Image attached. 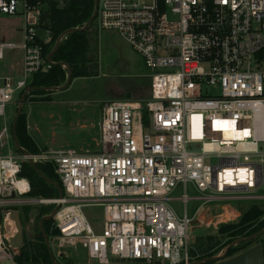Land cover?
Here are the masks:
<instances>
[{
    "label": "built area",
    "instance_id": "obj_1",
    "mask_svg": "<svg viewBox=\"0 0 264 264\" xmlns=\"http://www.w3.org/2000/svg\"><path fill=\"white\" fill-rule=\"evenodd\" d=\"M40 1L0 0V12L28 13ZM97 2L99 28L118 32L150 70V97L104 104L97 152L0 154V263L15 260L12 215L40 205L55 207L59 245L79 246L99 264H194L189 233L202 207L247 201L264 209V0ZM50 42L27 25L22 43H0V60L6 49L23 53L19 79L0 76V116L56 64L44 52ZM24 163H52L63 194L26 198ZM87 207L103 208L100 229Z\"/></svg>",
    "mask_w": 264,
    "mask_h": 264
},
{
    "label": "rangeland",
    "instance_id": "obj_2",
    "mask_svg": "<svg viewBox=\"0 0 264 264\" xmlns=\"http://www.w3.org/2000/svg\"><path fill=\"white\" fill-rule=\"evenodd\" d=\"M67 1L41 0L33 3L32 10L28 13H24L23 10L15 15L0 12V43H22L27 25L39 28L41 35L48 32L53 42L49 20L51 5L56 2L57 6L62 8ZM88 39L89 56L92 58L91 66L94 67L96 74L89 77H72L66 89L57 91L54 88L67 85L70 74L68 68H64L61 64L65 78L58 85L39 89L31 88L27 94L16 92L13 100L6 105L5 116H0V132L5 127L8 129L1 141V155L22 152L15 144L12 131L24 94L26 97L19 117L25 126L26 134L32 139L37 149L32 151L34 154L69 148L80 153L97 152L100 146L99 125L104 104L110 100L146 101L149 99L150 70L143 58L118 32L100 29L94 21L88 28ZM22 59V51L4 50V58L0 60V76L14 77L17 81L22 74ZM31 83L33 85V81ZM144 114L148 119L146 110ZM50 165L52 166V163ZM188 192L197 194L192 185L189 186ZM53 193V190L49 188L47 195ZM25 197L36 196L29 194ZM172 204L181 212L183 206L181 202L175 201ZM198 204L194 201L189 202L187 206L190 214L194 212ZM254 206L262 211L260 221H264V209L247 201L213 203L202 207L197 219L192 222L189 233L190 255L195 260L194 264H215L206 259L220 258L230 244L244 238L241 234H231L232 229L228 230V228H237L246 213ZM54 208L40 205L21 207L20 221L24 241H37V237L42 234L50 255L51 252L53 253L55 264H99L90 259L86 251L79 246L59 245L56 231L52 228V219L42 221L44 213H51ZM84 210L89 222L100 229L103 208L87 207ZM46 231L50 233V236L47 235L49 246L46 242ZM256 243H262L264 247V233L249 247ZM243 247L245 243L238 242L230 248L228 257L249 248ZM0 264L17 263L14 260Z\"/></svg>",
    "mask_w": 264,
    "mask_h": 264
},
{
    "label": "trees",
    "instance_id": "obj_3",
    "mask_svg": "<svg viewBox=\"0 0 264 264\" xmlns=\"http://www.w3.org/2000/svg\"><path fill=\"white\" fill-rule=\"evenodd\" d=\"M93 11L94 0H68L62 8H59L56 2L52 3L49 20L51 22L50 30L53 35V42L44 47L45 54L51 53L55 47L54 43L60 34L69 29L83 27L91 18ZM52 59L56 64L47 72L36 73L32 78L33 85L30 83V87L32 85L31 88L39 89L58 85L65 78V72L60 63H65L71 69V78L94 76L96 71L91 66L92 58L89 56L88 29L76 30L67 34L53 54ZM144 119L147 121L145 114ZM16 136L20 146L25 148V150L30 153L37 150L32 139L26 134L25 126L20 117L16 124ZM20 175L30 180V195L32 196H60V188L64 192L62 182L50 164L34 165L24 163ZM49 180L53 183L49 182ZM49 188L54 192L51 195H47ZM44 214H49V212ZM261 215L262 211L254 206L246 213L237 228L231 227L228 230L232 229L231 234H241L244 238H250L264 230V221H260ZM45 235L50 236L49 231H46ZM257 238L259 236L255 237V239ZM255 239L242 241L245 243L243 248L249 247ZM15 262L17 264H55L42 234L37 237V241L25 240L20 248L15 249Z\"/></svg>",
    "mask_w": 264,
    "mask_h": 264
},
{
    "label": "water",
    "instance_id": "obj_4",
    "mask_svg": "<svg viewBox=\"0 0 264 264\" xmlns=\"http://www.w3.org/2000/svg\"><path fill=\"white\" fill-rule=\"evenodd\" d=\"M97 0H95L94 2V11H93V14L91 16V18L85 23V25L81 28H73V29H69L65 32H63L64 34H69V33H72L76 30H87L89 28V26L95 21L96 19V14H97ZM61 44V40H58L54 49L51 51V53L49 54V59H52L53 57V54L56 52V50L58 49V47L60 46ZM60 64H65V63H60ZM68 70L70 72L69 74V77H68V83L67 85L65 86H59V87H56L54 89H56L57 91H60V90H64L68 87V85L71 83V70L70 68L68 67ZM26 97V94L23 95L21 101H20V105H19V109H18V112H17V117L14 121V125H13V136H14V140H15V144L17 146L18 149H20L21 151H24V149L20 146L19 144V140L16 136V124H17V120L22 112V108H23V103H24V99ZM25 152V151H24ZM49 182H51L49 180ZM53 183V182H51ZM55 184V183H54ZM60 192H61V195L63 194V190L60 188ZM54 210L52 211V213L46 217H43L42 221H44L45 219H48V218H51L54 216ZM13 219L15 221V232H16V235L15 237L12 239V244L14 247H21L23 244H24V238H23V231H22V226H21V223H20V220L17 216V214H13ZM264 233V230H262L261 232L257 233V234H254L252 237L250 238H242L238 241H234V243L230 244L224 255L221 257V258H217V257H211V258H208L206 259V261H213L215 262V264H264V247H263V244L262 243H256L254 244L253 246L243 250L242 252H239L238 254L234 255V256H231V257H228V252L230 250L231 247H233L234 245H236L238 242H241V241H244V240H249V239H254L255 237H258L260 235H262ZM46 236V242L49 246V240L47 238V235ZM51 256H52V259L53 261L55 262V259H54V256H53V253L51 252Z\"/></svg>",
    "mask_w": 264,
    "mask_h": 264
},
{
    "label": "crops",
    "instance_id": "obj_5",
    "mask_svg": "<svg viewBox=\"0 0 264 264\" xmlns=\"http://www.w3.org/2000/svg\"><path fill=\"white\" fill-rule=\"evenodd\" d=\"M23 60V59H22Z\"/></svg>",
    "mask_w": 264,
    "mask_h": 264
},
{
    "label": "snow or ice",
    "instance_id": "obj_6",
    "mask_svg": "<svg viewBox=\"0 0 264 264\" xmlns=\"http://www.w3.org/2000/svg\"><path fill=\"white\" fill-rule=\"evenodd\" d=\"M246 134V133H245Z\"/></svg>",
    "mask_w": 264,
    "mask_h": 264
}]
</instances>
